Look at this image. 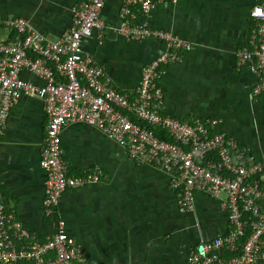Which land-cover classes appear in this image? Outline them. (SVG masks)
Masks as SVG:
<instances>
[{
  "label": "crops",
  "instance_id": "0c3cea01",
  "mask_svg": "<svg viewBox=\"0 0 264 264\" xmlns=\"http://www.w3.org/2000/svg\"><path fill=\"white\" fill-rule=\"evenodd\" d=\"M80 1L0 0V22L21 17L45 39L54 40L69 27L71 9ZM253 4L165 1L145 13L132 6L131 21L167 31L190 46L179 61L161 67V112L182 121L215 118L217 131L264 158V93L252 97L255 77L236 67L234 57L244 44ZM119 7L120 0H103L102 35L83 39L80 49L103 69L114 89L130 92L141 66L159 56L164 46L121 37L115 31ZM19 76L40 84L28 72ZM45 122L40 100L23 96L10 109L0 136V202L26 231L42 238L54 232L58 220L63 222L65 233L79 243L90 264H185L188 248L225 233L223 195L195 192L190 211L178 210L167 173L133 163L121 146L80 122L59 132L62 159L69 174L98 166L103 179L64 191L52 214H45L44 173L38 165ZM257 202L264 213V184Z\"/></svg>",
  "mask_w": 264,
  "mask_h": 264
},
{
  "label": "built area",
  "instance_id": "2783aa9c",
  "mask_svg": "<svg viewBox=\"0 0 264 264\" xmlns=\"http://www.w3.org/2000/svg\"><path fill=\"white\" fill-rule=\"evenodd\" d=\"M175 0H120L116 32L127 41L156 40L164 51L141 66L130 92L114 89L108 77L80 43L102 35L103 0H81L71 9L69 27L47 40L21 18L0 25V136L13 105L23 96L37 97L45 116L38 165L44 173L41 205L52 214L66 190L99 183L98 166L79 175L67 172L59 147V132L80 122L112 140L135 164H146L169 175L180 211H190L195 192L223 195L220 208L226 216L225 233L188 248L185 264H264V213L257 199L264 183V158L215 127L211 117L182 121L161 112L157 80L161 67L177 62L187 42L167 31L131 21L132 6L145 13L156 3ZM243 46L234 53L236 67L255 77L252 97L264 93V0H254ZM28 72L40 81L34 85L19 76ZM166 136L167 138H164ZM90 264L79 243L57 221L54 232L38 238L26 231L0 202V264Z\"/></svg>",
  "mask_w": 264,
  "mask_h": 264
},
{
  "label": "trees",
  "instance_id": "16d2710c",
  "mask_svg": "<svg viewBox=\"0 0 264 264\" xmlns=\"http://www.w3.org/2000/svg\"><path fill=\"white\" fill-rule=\"evenodd\" d=\"M247 35H248V32L246 33V35L244 36V38L243 39H246V37H247ZM164 138H167L166 136H164ZM68 172V171H67ZM264 183H262L261 184V187H262V185H263Z\"/></svg>",
  "mask_w": 264,
  "mask_h": 264
},
{
  "label": "flooded vegetation",
  "instance_id": "af4514ba",
  "mask_svg": "<svg viewBox=\"0 0 264 264\" xmlns=\"http://www.w3.org/2000/svg\"><path fill=\"white\" fill-rule=\"evenodd\" d=\"M186 253H187V250H186V252H185L184 259L186 258Z\"/></svg>",
  "mask_w": 264,
  "mask_h": 264
}]
</instances>
